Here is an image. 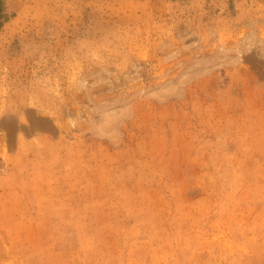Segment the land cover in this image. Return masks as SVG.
I'll return each instance as SVG.
<instances>
[{"label":"rangeland","instance_id":"obj_1","mask_svg":"<svg viewBox=\"0 0 264 264\" xmlns=\"http://www.w3.org/2000/svg\"><path fill=\"white\" fill-rule=\"evenodd\" d=\"M0 264H264V0H0Z\"/></svg>","mask_w":264,"mask_h":264}]
</instances>
